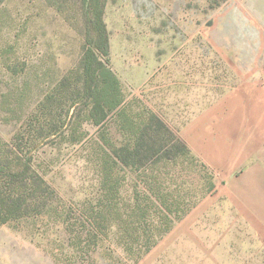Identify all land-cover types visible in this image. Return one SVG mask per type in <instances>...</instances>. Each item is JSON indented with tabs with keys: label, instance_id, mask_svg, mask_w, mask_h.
<instances>
[{
	"label": "rangeland",
	"instance_id": "rangeland-1",
	"mask_svg": "<svg viewBox=\"0 0 264 264\" xmlns=\"http://www.w3.org/2000/svg\"><path fill=\"white\" fill-rule=\"evenodd\" d=\"M88 6L85 0L0 2V138L10 149L18 143L19 156L33 157L46 183L39 199L27 194L24 217L0 221V264H262L258 245L252 240L248 248L253 225L242 217L232 224L224 186L231 183V160L217 158L200 143L205 135H199V126L190 134L200 151L208 150L209 162L193 156L214 174L213 192L200 164L174 150L172 161L161 165H123L116 172L121 185L114 200L107 190V164L112 166L114 150L131 142L129 149L134 148L136 131L153 115L170 128L169 139L190 148L184 129L215 102L228 70L217 45L264 42L257 22L264 20V0H106L107 64L121 82L125 102L120 115L101 125L90 120L92 102L75 90L82 87L75 71L96 36ZM73 71V94L62 89L55 99L61 107L40 108ZM75 99L80 103L70 108ZM53 126L61 132L48 138ZM137 195L157 206L164 207L167 197L178 199L182 211L192 208L147 254L151 234L165 224L129 221Z\"/></svg>",
	"mask_w": 264,
	"mask_h": 264
},
{
	"label": "trees",
	"instance_id": "trees-1",
	"mask_svg": "<svg viewBox=\"0 0 264 264\" xmlns=\"http://www.w3.org/2000/svg\"><path fill=\"white\" fill-rule=\"evenodd\" d=\"M3 1L4 0H0L1 3H3ZM86 2L90 5L88 6L89 26L95 32L96 36L90 39L86 44L81 66L75 71L81 79L80 84H82L81 92L78 91L79 89L75 90L79 97L92 102L90 106L92 108L90 120L95 121L97 125H101L108 120L111 115H114V113L120 115L119 112H122L125 97L117 74L107 64V58H110V40L107 26L104 21L106 0H85V3ZM8 68L9 70L11 69V67ZM73 76L74 71L60 82L56 87L57 91L55 90L51 95H48L46 101L41 102L40 108L46 105L52 106L57 103H59L61 107L64 103L55 101L57 97L56 92H60V95H62L61 90L65 89L66 93H70V95L73 94L74 83L72 84L71 80ZM79 103L80 99H75L71 102L69 107L73 108ZM125 125L126 127H123V132L129 128L128 124L125 123ZM141 127L139 131H136V135L134 136V148L129 149L132 145L131 142L130 145H126L122 149L114 150V157L110 156L113 161L112 166L109 167L107 164V190L110 194L114 195H112L114 200L119 196L121 185V180L116 178V172L123 165L132 166L133 168H144L149 165V163H152L153 166L161 165L165 162L172 161L170 154L174 153V150H176L178 154L182 153L187 155L193 163L200 164L201 168H203L205 173H208L211 178L212 185L210 187V192L216 189V183L213 181L215 177L210 169L198 158L193 156L190 148L180 139H176L175 137L169 139L173 133L157 116L153 115L151 121L144 123ZM60 129H62V127H51L47 137L49 138L59 134L61 132ZM14 146L16 148L10 149L9 144H4L0 138V221L3 224L10 220L24 217L28 209L29 192H34L33 196L35 197L33 200L39 199L40 197L38 194L42 191L43 185L46 184L36 172V168L33 164V157L26 159L19 156L18 150H20V148L18 143H15ZM37 146L38 144H33V149ZM124 153L126 154L124 155ZM107 154L109 155L110 153ZM20 169L22 171H19ZM162 199L166 202V205H163L164 207L157 206L151 198L142 200L140 195H137V202L133 208L132 206L124 207V209L132 208L131 219H129L132 223H153L158 219V223L165 224L164 230L159 231L161 225L158 224V230H155L157 232L151 234L148 240L150 243H148L145 254L151 250L161 236L172 230L175 222L181 220L192 210L191 206L187 207L186 205L183 206L184 209L182 211L180 209L182 204H179L178 199L167 197H163ZM169 200H171L172 203H169ZM111 209H115V207ZM112 212L113 210H111V214ZM117 214V218L120 219L119 204L116 205V215ZM151 230L152 226L150 228V231ZM150 231H147L146 235L149 234ZM132 243L135 242L132 241Z\"/></svg>",
	"mask_w": 264,
	"mask_h": 264
},
{
	"label": "crops",
	"instance_id": "crops-1",
	"mask_svg": "<svg viewBox=\"0 0 264 264\" xmlns=\"http://www.w3.org/2000/svg\"><path fill=\"white\" fill-rule=\"evenodd\" d=\"M257 22L264 28V20ZM217 47L228 69L226 76L215 102L199 115L198 125L190 120L184 137L193 154L209 162L208 150L200 151L190 134L192 126H199V135H205L200 143L213 149L217 158L231 160V183L223 185L233 206L232 224L242 217L253 225L256 232L248 236V248L253 240L264 264V42L218 43Z\"/></svg>",
	"mask_w": 264,
	"mask_h": 264
}]
</instances>
